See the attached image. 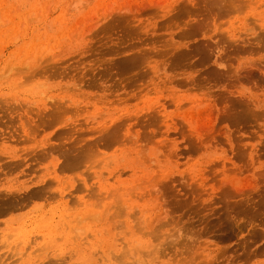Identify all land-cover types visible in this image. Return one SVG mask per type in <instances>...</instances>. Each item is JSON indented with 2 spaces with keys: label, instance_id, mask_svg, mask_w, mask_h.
<instances>
[{
  "label": "rangeland",
  "instance_id": "rangeland-1",
  "mask_svg": "<svg viewBox=\"0 0 264 264\" xmlns=\"http://www.w3.org/2000/svg\"><path fill=\"white\" fill-rule=\"evenodd\" d=\"M44 263L264 264V0H0V264Z\"/></svg>",
  "mask_w": 264,
  "mask_h": 264
},
{
  "label": "bare ground",
  "instance_id": "bare-ground-1",
  "mask_svg": "<svg viewBox=\"0 0 264 264\" xmlns=\"http://www.w3.org/2000/svg\"><path fill=\"white\" fill-rule=\"evenodd\" d=\"M40 248H42V247H40ZM44 248H45V247H44ZM46 248H47V247H46ZM48 248H49V247H48ZM38 249H39V248H38ZM42 252H45V250H44V251L41 250V253H42ZM31 253H32V251H31ZM32 254H33V253H32ZM47 256H49V255L47 254ZM44 264H45V263H44Z\"/></svg>",
  "mask_w": 264,
  "mask_h": 264
}]
</instances>
